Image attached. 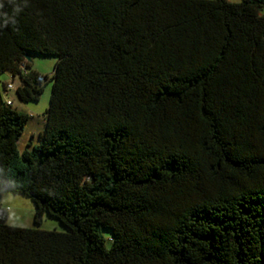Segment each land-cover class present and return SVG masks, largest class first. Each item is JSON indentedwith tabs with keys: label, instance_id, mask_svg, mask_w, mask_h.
Returning <instances> with one entry per match:
<instances>
[{
	"label": "trees",
	"instance_id": "1",
	"mask_svg": "<svg viewBox=\"0 0 264 264\" xmlns=\"http://www.w3.org/2000/svg\"><path fill=\"white\" fill-rule=\"evenodd\" d=\"M263 4L0 0L20 100L57 56L37 144L0 87V264H264ZM5 191L68 230L9 224Z\"/></svg>",
	"mask_w": 264,
	"mask_h": 264
},
{
	"label": "rangeland",
	"instance_id": "2",
	"mask_svg": "<svg viewBox=\"0 0 264 264\" xmlns=\"http://www.w3.org/2000/svg\"><path fill=\"white\" fill-rule=\"evenodd\" d=\"M232 2H237L239 0H229ZM264 12V4L262 8ZM30 59L31 67L39 71L43 75L48 76V80L43 87V91L40 95V98L37 101H22L17 97L16 92L9 91L8 96L13 98V107H16L19 110H22L28 113L29 120L24 126V129L21 135L18 138V148L20 151L25 149L27 143L32 141L33 144L39 142L38 134L44 128L45 123V113L46 109L50 103V94L52 88V81L49 80L50 76L53 73L54 66L57 61V56L55 55H46V54H37L32 53ZM10 79V73L5 70L0 72V87L2 88L3 83ZM21 83L19 77H15V85L18 86ZM2 205L8 209H13L15 217L17 220L21 217L22 220H25L30 217V224L33 227L45 229V230H58V231H67L65 225H63L57 218L51 217L49 215H44L40 224H35L33 222L34 214V203L32 199L28 196L13 193L11 191H5L4 196L1 200ZM13 217V215H12ZM101 233L106 240V246L111 245L112 231L110 228L101 227Z\"/></svg>",
	"mask_w": 264,
	"mask_h": 264
},
{
	"label": "built area",
	"instance_id": "3",
	"mask_svg": "<svg viewBox=\"0 0 264 264\" xmlns=\"http://www.w3.org/2000/svg\"><path fill=\"white\" fill-rule=\"evenodd\" d=\"M22 68L24 72L27 71L25 64H22ZM16 77H19V76L17 75ZM16 88L17 86L15 85V77L10 73V79L5 82V86L2 89L3 99L8 105H13V98L8 96V92L13 91V90L16 92Z\"/></svg>",
	"mask_w": 264,
	"mask_h": 264
},
{
	"label": "crops",
	"instance_id": "4",
	"mask_svg": "<svg viewBox=\"0 0 264 264\" xmlns=\"http://www.w3.org/2000/svg\"><path fill=\"white\" fill-rule=\"evenodd\" d=\"M4 196V192L1 194V198H3ZM15 213L13 212V209H10L8 212V220L7 222L11 225H18V226H24V227H31L32 225L30 224V217L22 220L21 217L19 218V220L16 219ZM13 215V217H12Z\"/></svg>",
	"mask_w": 264,
	"mask_h": 264
},
{
	"label": "water",
	"instance_id": "5",
	"mask_svg": "<svg viewBox=\"0 0 264 264\" xmlns=\"http://www.w3.org/2000/svg\"><path fill=\"white\" fill-rule=\"evenodd\" d=\"M25 56H26V59H27V60H30V59H31V56H30L29 53H26Z\"/></svg>",
	"mask_w": 264,
	"mask_h": 264
}]
</instances>
